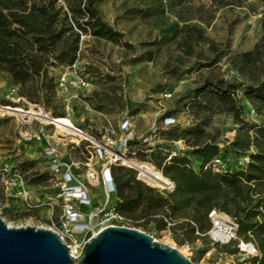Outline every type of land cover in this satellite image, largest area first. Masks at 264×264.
Instances as JSON below:
<instances>
[{
	"label": "rangeland",
	"instance_id": "rangeland-1",
	"mask_svg": "<svg viewBox=\"0 0 264 264\" xmlns=\"http://www.w3.org/2000/svg\"><path fill=\"white\" fill-rule=\"evenodd\" d=\"M144 7L141 0H102L98 8L108 24L121 33L120 41L114 43L85 34L77 63L52 69L59 84L57 97L46 112L55 117L57 108L56 112L63 115L59 117L70 119L97 143L63 132L28 114L22 117V113L7 110L11 107L41 113L35 105L45 106L21 96L19 87L0 72V213L10 226L53 229L71 243L68 233L74 224L68 222L66 205L60 195L62 174L54 173L46 155L47 148L54 147L62 154L65 168H70L92 200L91 206L75 203L86 214L88 222V226H84L88 233L75 234L80 243L88 240L89 233H98L107 225L127 226L179 248L194 264H250L254 256L225 253L226 244H213L204 234L183 240L182 232L173 234L168 230L159 234L152 223L143 226L127 219L111 220L109 214L113 211L116 194L108 192L104 175L109 168L113 178L114 169L119 172L125 167L139 178V172L116 156L119 154L146 161L158 169L167 153H183L196 161L184 141L167 139L166 132L175 126L186 129L196 125L197 118L185 106L191 99L183 97L188 90L199 86L203 78L225 76L234 80L237 77L229 58L252 50L260 41L264 0H188L182 12L187 21L179 20L181 25L187 23L202 28L205 36L225 55L212 67L205 66L214 58L205 43L194 44L193 56L185 54L175 42L162 44L157 19L146 20L138 13ZM64 74L68 75L69 84L62 86L59 78ZM79 78L85 79L89 86L79 89L76 86ZM180 100L182 102L178 103ZM176 109L175 121L168 124L164 118L166 113ZM246 118L255 123L264 121L250 106L246 108ZM125 120L130 126L122 130ZM236 129L233 120L223 114H215L207 127L222 142L232 139ZM40 134L41 141L37 140ZM130 141L139 144L131 146ZM124 145L126 147L122 148ZM221 146L223 148V143ZM92 173L95 179L90 177ZM18 175L23 179L27 196L20 194ZM94 180L98 183H93ZM204 248L208 251L202 255Z\"/></svg>",
	"mask_w": 264,
	"mask_h": 264
},
{
	"label": "trees",
	"instance_id": "trees-1",
	"mask_svg": "<svg viewBox=\"0 0 264 264\" xmlns=\"http://www.w3.org/2000/svg\"><path fill=\"white\" fill-rule=\"evenodd\" d=\"M101 1L0 0V72L19 87L21 96L43 104L45 110L50 108L59 84L52 69L77 63L83 35L120 41L121 33L108 24L98 8ZM141 1L145 7L138 13L146 20L157 19L162 44L175 42L188 56L195 54V43L207 44L214 54L207 67L225 57L202 28L181 25L179 20L187 21L182 12L188 0ZM262 30L252 50L229 58L237 73L234 80L205 77L183 97L191 99L185 106L198 122L186 129L175 126L166 135L172 141H184L196 161L183 153H167L162 158L159 168L175 185L173 192L158 191L125 167L119 172L114 169L113 177L114 209L134 224L152 223L159 234L182 232L183 240H192L196 234L207 235L213 209L227 213L239 225V240L252 242L258 250L250 264H264V121L255 123L246 118L248 106L264 117V23ZM54 110L55 118L63 116ZM177 110L164 118H173ZM215 114L226 115L237 125L232 139L219 141L217 134L207 130ZM138 144L129 142L131 146ZM220 154L229 159V168L216 172L208 165ZM91 236L89 233L88 238ZM238 243L226 244L223 252L240 253ZM207 251L201 249L202 255Z\"/></svg>",
	"mask_w": 264,
	"mask_h": 264
},
{
	"label": "water",
	"instance_id": "water-1",
	"mask_svg": "<svg viewBox=\"0 0 264 264\" xmlns=\"http://www.w3.org/2000/svg\"><path fill=\"white\" fill-rule=\"evenodd\" d=\"M138 179L144 181L140 176ZM0 264H194V262L179 248L164 244L151 234L117 225L108 226L94 234L84 244L81 254L74 257L68 244L57 231L33 225L13 227L7 224L0 213Z\"/></svg>",
	"mask_w": 264,
	"mask_h": 264
},
{
	"label": "built area",
	"instance_id": "built-area-1",
	"mask_svg": "<svg viewBox=\"0 0 264 264\" xmlns=\"http://www.w3.org/2000/svg\"><path fill=\"white\" fill-rule=\"evenodd\" d=\"M59 81L62 86L69 84L68 75L67 74L62 75L59 78ZM76 86L79 89H83V88H87L89 86V83L86 82L85 79L79 78V81L77 82ZM166 96L168 97L170 95H166ZM35 107H39L41 113L46 112V110L40 107L39 105H35ZM3 108L5 109V107H2V109ZM8 109H11V107H9ZM172 120L175 121L174 118H166V121H169L168 124L172 123L173 122ZM49 124H52L56 127L54 122H51ZM129 126H130V123L127 120H125L121 124V129L126 130L129 128ZM73 129H74L73 132H68V131H65V132L71 135L83 137L86 141H90V142H92V139H95L92 135L84 132L82 129H79L77 127H73ZM42 138L43 137L41 134L37 136V140L39 141H41ZM124 147H126V145L122 146V148ZM99 151H101V155H102L103 154L102 149H99ZM46 155L51 160L54 173L62 174L63 180L61 184H63V189L60 195L63 197V200L66 205L65 211H66V217L68 218V222L74 224L73 229H71V231L68 233V237L70 238L71 243L67 242L61 233L59 232L58 233L61 235L63 240L68 244L71 254L74 257H78L81 254L84 244L87 242V240L84 241V243H80L75 237V234L83 233V232L88 233L89 231L84 229V226H88V222L86 220V214L83 211H81L77 207V204L75 203H79L82 206H91L92 201L86 196V191H85L84 186L80 182H78L75 175L71 172L70 168H65V164L63 162L64 159L62 158V154L58 152L54 147H48L46 150ZM208 166L216 172L225 171L229 168V159L223 157V155L220 154ZM106 170L107 172L104 175L105 182H106L108 192L112 194V193H115L116 188H115L114 180L111 175V170L109 168H107ZM95 176H96L95 173H92L90 175L92 179H95ZM16 177L20 183V186H19L20 194L23 196H27L28 192L26 190L25 185L23 184L22 177L20 175ZM162 188L164 189L162 191L173 192L175 189V185L169 180L167 185H165ZM109 218L111 220L113 219L116 221L126 220V218L122 216L121 214H119L114 208H113V211L109 214ZM209 219L211 221L212 227L208 231L207 236L210 238L213 244H230L232 242L239 241L238 248H239L240 253H244L245 255H248V256L258 255V250L252 242L239 240V235H238L239 225L236 222V220L232 218L230 215H228L227 213L221 210L213 209L209 213ZM108 226H111V225H107L105 227H108ZM96 233L97 232H94L93 235Z\"/></svg>",
	"mask_w": 264,
	"mask_h": 264
},
{
	"label": "bare ground",
	"instance_id": "bare-ground-1",
	"mask_svg": "<svg viewBox=\"0 0 264 264\" xmlns=\"http://www.w3.org/2000/svg\"><path fill=\"white\" fill-rule=\"evenodd\" d=\"M12 110L19 112L18 114L22 113L21 114L22 117H25L28 114L30 115L31 118H38L40 121L44 123L54 122L56 127L63 132L65 131L73 132L74 131L73 127H75V125L70 119L66 117L55 118L49 112L38 113L34 110H31V111L28 110L29 112H24L20 109H12ZM92 141L96 143L98 142L95 139H92ZM116 156L121 158L125 164L136 169L139 172L141 179L150 185L157 186V187H164L169 182V179L163 175L161 170L158 169L156 166L152 165L151 163H148L146 161H140L138 159H132L130 157L128 158L122 155H116ZM92 182L97 184L98 180H94ZM103 229L104 228H102V230Z\"/></svg>",
	"mask_w": 264,
	"mask_h": 264
},
{
	"label": "crops",
	"instance_id": "crops-1",
	"mask_svg": "<svg viewBox=\"0 0 264 264\" xmlns=\"http://www.w3.org/2000/svg\"><path fill=\"white\" fill-rule=\"evenodd\" d=\"M88 198H89V196L88 195H86ZM90 199V198H89ZM91 200V199H90ZM92 201V200H91Z\"/></svg>",
	"mask_w": 264,
	"mask_h": 264
}]
</instances>
